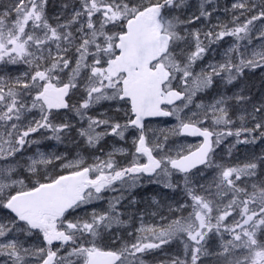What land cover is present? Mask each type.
Returning <instances> with one entry per match:
<instances>
[{
  "label": "snow or ice",
  "instance_id": "6c2138e0",
  "mask_svg": "<svg viewBox=\"0 0 264 264\" xmlns=\"http://www.w3.org/2000/svg\"><path fill=\"white\" fill-rule=\"evenodd\" d=\"M48 5H0V264H264V150L236 155L264 143V0ZM145 181L179 194L151 223Z\"/></svg>",
  "mask_w": 264,
  "mask_h": 264
},
{
  "label": "rangeland",
  "instance_id": "374dc122",
  "mask_svg": "<svg viewBox=\"0 0 264 264\" xmlns=\"http://www.w3.org/2000/svg\"><path fill=\"white\" fill-rule=\"evenodd\" d=\"M8 2H9V0H0V5L7 4ZM60 3H61V0H49L48 15L50 17V22H52V23H55L54 17H55V14L59 10ZM219 3L221 4V6L230 5L231 0H220ZM221 18L222 19L224 18L223 17V13H221ZM229 19H230V17H229ZM230 40H231V38H226V41H230ZM224 45L225 44H223L221 47H224ZM225 47H227V45H225ZM220 51H222V49L219 50L217 52V54H216L215 58L217 60H219ZM211 58H212V53H209L207 59H211ZM206 62H207V60L205 61V63ZM9 69L11 70V73H18V71H23V66H9ZM172 123H174V121L170 118L167 121H160V124L159 123H152L151 126L154 127V128H166V127H170ZM181 139H182V142L185 145L198 143V141L196 139H187V138H181ZM231 140H232V138H229V141H226V143L231 142ZM257 144H258V141H257V143L255 145H248V146L238 145L237 147H238L239 151L236 153V155L239 156L241 160H243L244 157L246 155L250 154L251 152L254 151L255 153H257V149H258V152L260 153L262 151V148H261V145H259L257 147ZM222 148H223V146H222ZM40 150L41 151H46V152L47 151H53V152H57V153H64L67 150V152L70 153L73 156L76 154V149L73 147V145L71 143H69L67 141H65V143L58 144L55 141L45 140L40 145ZM104 150L105 151H109L110 150V144H105L104 145ZM221 150H218V151H221ZM34 151H35V146H33L31 149H29L27 154L31 155L32 152H34ZM98 153H99V155H101V153L97 150L96 154H98ZM259 153H257V154H259ZM88 158H89V160H91V157H88ZM119 159L123 162V158L122 157H120ZM159 189H160V195H163V197H164L163 200H160L163 205H167L170 202V200L168 199L169 197H176V198L179 197L178 193L174 194L170 190L162 189L157 184H147V182L145 181V186L143 188H138V189L135 190L136 192L139 193L137 199H138L139 203L141 202V205H142V207H144V209L145 208L146 209L149 208L148 207V202L149 201L151 203L150 197L147 198L148 194H150V195L159 194V193L156 192V190H159ZM142 194L144 195L143 196L144 199H140L141 197H139ZM111 195H112V193H105V197L106 198L110 197ZM145 199L147 200V203L145 202ZM103 204H104V202L102 201L97 206L98 207L99 206H103ZM146 204H147V206H146ZM131 211L133 213H135L134 212V207L131 209ZM160 211L163 212L164 214H167V208L166 207H161ZM148 216L146 217V222H147V219H149ZM148 223H151V221H149ZM137 227H139V216L137 217L136 222H135L134 225L130 223L129 227L126 230H122L125 239H129L128 236H127V232L129 230L134 232L135 228H137ZM106 243L111 244L112 243L111 239L107 240ZM116 246H118V245H116ZM176 250H177L176 244H172L170 246H166V248H165V252H167L169 254L174 253ZM164 255H165L164 252H159V251H156V252H153V253H150V254H146L144 256L145 264H158L159 260L164 258Z\"/></svg>",
  "mask_w": 264,
  "mask_h": 264
},
{
  "label": "trees",
  "instance_id": "16d2710c",
  "mask_svg": "<svg viewBox=\"0 0 264 264\" xmlns=\"http://www.w3.org/2000/svg\"><path fill=\"white\" fill-rule=\"evenodd\" d=\"M220 2V0H219ZM225 45H227V43H224ZM224 47H221V49L223 50ZM228 46V45H227ZM220 49V50H221ZM219 59H220V54H219ZM246 83L249 86V90H250V94L253 96L254 99H259L262 95H264V78L261 77V74L259 72L256 73L255 76L250 77L248 81H246ZM259 145H261L262 150H264V143L259 142ZM143 194L140 195L139 197H141L140 199H144L143 198ZM152 196H154L153 194L150 195L148 194L147 198H151ZM163 195H160V199H163Z\"/></svg>",
  "mask_w": 264,
  "mask_h": 264
},
{
  "label": "flooded vegetation",
  "instance_id": "af4514ba",
  "mask_svg": "<svg viewBox=\"0 0 264 264\" xmlns=\"http://www.w3.org/2000/svg\"><path fill=\"white\" fill-rule=\"evenodd\" d=\"M13 75H15V74H18V73H12ZM170 118H167V119H160V118H156L152 123H159L160 124V121H167V120H169ZM185 138H187V139H194V138H190V137H185ZM198 142H199V139H197V138H195ZM259 146V143L257 144V147ZM257 153H259L258 152V149H257ZM97 155H99V153L97 154ZM156 192L157 193H159V194H153L154 196H156V198L158 199V200H163V199H160V189L159 190H156ZM146 200V199H145ZM144 201V200H143ZM148 204H150V201L148 202ZM146 206H147V204H146ZM137 208H140V209H144V207H142V205H141V202L140 203H138L136 206H134V212H136V209ZM156 209L154 208H147V211H148V213L149 214H151V212L152 211H155ZM160 210V209H159ZM137 217H138V214H137ZM149 217V219H147V222H149V221H151L152 222V220L153 219H155L156 221H159V219H160V217L159 216H156V217H151V215H149L148 216ZM129 231H131V230H129ZM129 238V237H128ZM129 239H131V238H129ZM117 245L119 246V242H117Z\"/></svg>",
  "mask_w": 264,
  "mask_h": 264
},
{
  "label": "water",
  "instance_id": "95a60500",
  "mask_svg": "<svg viewBox=\"0 0 264 264\" xmlns=\"http://www.w3.org/2000/svg\"><path fill=\"white\" fill-rule=\"evenodd\" d=\"M161 118H167V117H161ZM190 138H193V137H190ZM198 139V138H197Z\"/></svg>",
  "mask_w": 264,
  "mask_h": 264
}]
</instances>
